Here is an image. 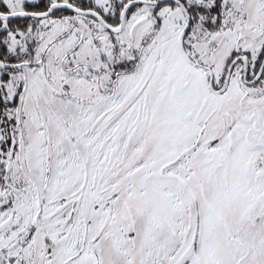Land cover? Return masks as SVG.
Listing matches in <instances>:
<instances>
[{
  "label": "snow or ice",
  "instance_id": "6c2138e0",
  "mask_svg": "<svg viewBox=\"0 0 264 264\" xmlns=\"http://www.w3.org/2000/svg\"><path fill=\"white\" fill-rule=\"evenodd\" d=\"M0 264H264V0H0Z\"/></svg>",
  "mask_w": 264,
  "mask_h": 264
}]
</instances>
